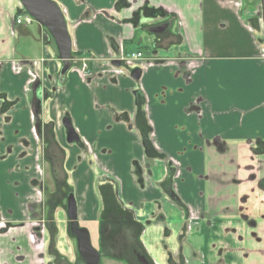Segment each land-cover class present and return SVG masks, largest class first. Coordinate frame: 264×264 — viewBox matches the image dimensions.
<instances>
[{"label":"crops","instance_id":"crops-1","mask_svg":"<svg viewBox=\"0 0 264 264\" xmlns=\"http://www.w3.org/2000/svg\"><path fill=\"white\" fill-rule=\"evenodd\" d=\"M54 1L77 54L64 74L48 30L13 24L19 0H0V264L52 261L55 219L38 215L48 157L112 261L131 263L139 238L161 264H264V34L243 0Z\"/></svg>","mask_w":264,"mask_h":264},{"label":"water","instance_id":"water-1","mask_svg":"<svg viewBox=\"0 0 264 264\" xmlns=\"http://www.w3.org/2000/svg\"><path fill=\"white\" fill-rule=\"evenodd\" d=\"M24 10L34 18V20L43 26L52 36L59 57L62 61L60 73L64 74L70 68L71 55V36L69 34L67 23L64 16L54 0H19ZM261 5V22L264 26V0H259ZM167 27V24L150 27L148 30L153 33H161ZM114 63L119 65L120 62L115 60ZM131 76L138 79L140 70L135 68L131 70ZM62 124L66 129V141L68 143H76L79 141L70 118L64 116ZM66 214L69 221L70 233L75 237L77 251L85 264H100V253L96 250L90 240V233L88 229L81 227L77 219V206L74 194L71 192L66 200ZM138 261L141 264H149L143 256H138Z\"/></svg>","mask_w":264,"mask_h":264},{"label":"rangeland","instance_id":"rangeland-1","mask_svg":"<svg viewBox=\"0 0 264 264\" xmlns=\"http://www.w3.org/2000/svg\"><path fill=\"white\" fill-rule=\"evenodd\" d=\"M244 2V8L248 9V12L245 11V13H249L250 16H252L249 21L252 22H256V24H261L262 25V32L264 34V26L261 22V5H260V1L259 0H243ZM59 8L61 7L60 4H58ZM61 9L64 12V16L66 13V10L61 7ZM244 12V10L242 11ZM21 14V13H20ZM66 18V16H65ZM37 22L34 20L33 21V25L37 26ZM139 33V32H138ZM138 33L136 34V36L138 35ZM137 40V39H136ZM131 45L130 49H136L138 43L136 42ZM142 47V49L146 50L147 48L145 46H140ZM128 56V58H130V52L126 53ZM73 59L75 61V63L72 62L76 65V55H73ZM86 63V62H85ZM87 67H88V63H86ZM86 67V68H87ZM85 68V69H86ZM60 161H62L61 159H59ZM55 162V160H54ZM68 177V176H67ZM43 188L41 191V196L40 198L42 199V203H40V209L38 210V215L40 214V216H45V218H49L51 220L52 216L55 219V224L51 223L49 224V226H45V228L47 229V231H49L50 233V237H49V245H48V252L51 256H52V261L49 262V264H65V261L67 262V264H76V259L78 258V252H77V246H76V240L75 237L70 233L69 230V221L67 218V214H66V200H67V190L66 188L68 187L67 183L66 185H63L62 187L60 185H58L55 182L56 185V190L54 191L53 188V183L54 181L52 180V175L50 172V168L47 167L46 170L44 171L43 174ZM47 185H49L50 188H52L51 190H46L47 189ZM62 188L65 189V195H63V191ZM73 191L70 190L69 193ZM48 196H52L54 198L55 202H49L47 201V197ZM56 199V200H55ZM42 204L44 205H48V208H46L47 206H44L42 208ZM121 219V217H120ZM83 222L79 223V225L81 227H84L86 229H88L89 233H90V240H91V244L92 246L97 250V246L96 243L97 240L95 239L96 234H95V229L93 228L91 223H88L87 225L82 224ZM54 241L58 242L57 246H59V249L55 248V244ZM165 241V240H164ZM151 252V250H150ZM147 255L150 257V253L147 252ZM152 257V256H151ZM150 257V258H151ZM152 259V258H151ZM51 260V259H50ZM101 264H124L122 262H117V261H112L108 258L105 257H100V261Z\"/></svg>","mask_w":264,"mask_h":264},{"label":"flooded vegetation","instance_id":"flooded-vegetation-1","mask_svg":"<svg viewBox=\"0 0 264 264\" xmlns=\"http://www.w3.org/2000/svg\"><path fill=\"white\" fill-rule=\"evenodd\" d=\"M19 4H20V6H19V8L14 12V14H13V20H12V22H13V24H17L16 23V17H17V15L18 14H20V13H22V12H26L25 10H24V8H23V6L21 5V3H20V1H19ZM70 58H71V56H70ZM119 60V59H118ZM119 62L121 63L122 61L121 60H119ZM71 63V65H70V67H72L73 66V63L72 62H70ZM262 148H264V146L262 145V144H259V146H258V148H257V151H260ZM45 161H48V167L50 168V172H51V175H52V180L54 181V183H53V190L55 191L56 189V185H55V182L58 184V185H60L61 187L63 186V185H66V183L68 182V177L66 176H63V177H61V179L56 175V165L57 164H54L55 162L51 159V158H49L48 157V159H45ZM51 164H52V167H51ZM170 166H171V169H172V172L174 173V171H175V167H174V165L171 163L170 164ZM43 181V180H42ZM43 182H40V186L43 188V184H42ZM67 185H68V187L66 188L67 190H71V187H70V184H68L67 183ZM259 186H260V188L262 189V190H264V179H262V182L259 184ZM47 188H48V190H51L52 188H50L49 187V185H47ZM41 191H42V189H41ZM62 191H63V195H65V189H63L62 188ZM69 191H67V196H68V194H69ZM172 191V190H171ZM169 192V194H170V196H171V198H172V200L173 201H176V196L174 195V193H173V191L172 192ZM71 193V192H70ZM47 201H49V202H55L54 201V198L52 197V196H48L47 198ZM56 200V199H55ZM241 202H245V196L244 197H242L241 199ZM177 201H178V199H177ZM44 206H47V205H44V204H42V208L44 207ZM183 219H184V217H183ZM244 222V221H243ZM41 223H42V220H41ZM185 223H186V221H184V222H182V228H183V232L181 233V234H184V233H186V232H188V230H190L191 229V225L190 224H188V225H185ZM244 224H246V226L248 227V228H251V229H256V228H258V226H259V222H257V221H253V220H248V221H245L244 222ZM5 224H4V222H0V227H2V228H4V227H6V225L4 226ZM42 226V225H41ZM40 226V227H41ZM211 226V225H210ZM109 230V232L111 231V229L109 228L108 229ZM138 231H139V236H140V227H138ZM141 231H142V225H141ZM112 232H114V231H111V233ZM227 232H228V230H227ZM108 234H110V233H108ZM101 236V235H100ZM100 236H99V240H98V242L96 243V246H97V250L99 251V253H100V257H105V258H108V259H113V258H111V257H109V256H107L106 254H105V248L108 246V244H109V240H110V237L109 236H107L106 238L104 237V238H102V239H100ZM220 237L221 238H219V241L225 246V248H227V249H240V246H239V243L240 242H242L243 241V238L242 237H240L239 235L237 236V242L235 241V237L234 238H232V237H225V236H222V235H220ZM256 239H258V237L256 238ZM212 244H213V242H212ZM213 246V245H212ZM244 246V245H243ZM138 249L136 250V249H132L131 251H132V253H133V256H134V260H132V262L130 263H128V262H126V261H122V263H124V264H141L139 261H138V256H143L145 259H146V261L149 263V264H161V263H159V262H156L154 259H153V257H149L148 255H147V253H146V250H145V248L142 246V244H140V239L138 238ZM220 249V248H219ZM218 249V250H219ZM78 252V251H77ZM79 254V253H78ZM184 254H177V259H179V256L182 258V262H183V264H188L189 262H188V260L187 259H185V257L183 256ZM203 256L201 255V258H202ZM78 258L79 259H76V264H85L84 263V261L81 259V257H80V255H78ZM121 262V261H120ZM221 262V261H220ZM100 263V262H99ZM101 264V263H100ZM174 264H178V263H176V262H174Z\"/></svg>","mask_w":264,"mask_h":264},{"label":"built area","instance_id":"built-area-1","mask_svg":"<svg viewBox=\"0 0 264 264\" xmlns=\"http://www.w3.org/2000/svg\"><path fill=\"white\" fill-rule=\"evenodd\" d=\"M32 22H33V18L25 12L18 14L16 17V23L17 24H30ZM141 56H142V54L140 52H137V53L131 54L130 58L124 56V58H122V59L129 61V59L141 57ZM122 59L120 58L121 61H123ZM86 67H87L86 63L82 62L80 69L84 70Z\"/></svg>","mask_w":264,"mask_h":264},{"label":"trees","instance_id":"trees-1","mask_svg":"<svg viewBox=\"0 0 264 264\" xmlns=\"http://www.w3.org/2000/svg\"><path fill=\"white\" fill-rule=\"evenodd\" d=\"M243 10H244V12H242L243 15H244L247 19H250V18L252 17V16L249 15L250 12H249V13H245V11L248 12V9L243 8ZM254 23H256V22L254 21ZM73 55H77V54H73V53L71 52V57H73ZM146 134H147V133H146ZM144 142H145L146 151L148 152L149 155H155V156L158 155L156 152L152 151V148H151L150 143H149V141H148L147 135H145Z\"/></svg>","mask_w":264,"mask_h":264}]
</instances>
